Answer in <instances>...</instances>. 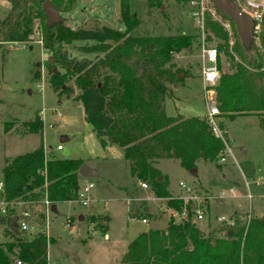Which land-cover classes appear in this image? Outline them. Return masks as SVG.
<instances>
[{"label":"rangeland","instance_id":"374dc122","mask_svg":"<svg viewBox=\"0 0 264 264\" xmlns=\"http://www.w3.org/2000/svg\"><path fill=\"white\" fill-rule=\"evenodd\" d=\"M71 1L73 8L64 12ZM233 1L247 12L261 14L254 44L255 50L264 58V0ZM198 3L192 6L190 2L183 4L165 0L161 8H151L147 0H132V13H136L140 21L132 36L183 35L193 38L191 47L174 53L166 66L173 74L179 75L175 84L167 85L166 113L170 117L214 119L224 132L221 138L224 149L211 162L199 160L196 165L199 174L195 178L177 160H161L157 168L167 177L170 190L179 194L177 198L187 196L180 192V181L194 187V195L203 203L206 215L205 220L194 224L206 238L225 239L230 229L246 227L251 220L264 217V115L230 118L220 116L217 110L210 116L211 105L217 106L216 86L219 80L214 87L204 84L203 50L218 51L216 68L219 79L224 73L234 72L235 64H241L242 60L232 48L234 45L229 43L227 47L211 32L208 23L216 22L222 28L223 24L229 23L233 42L241 43V40L235 26L229 19L222 18L211 0H198ZM58 6L65 25L73 30L95 23L120 31L125 29L120 18V0H62ZM202 8L204 26L192 16L193 11L202 12ZM10 9L8 0H0V21ZM36 28L31 42L9 43L3 46L4 52L0 54V182L3 181L2 169L6 160L28 154L42 144L47 148L48 158L83 159L90 170L99 174L89 178L94 188L88 207L78 201L63 203L53 213L44 201H40L29 205L16 203L7 208L4 193L0 191V215L5 219L17 217L20 229L25 223L28 238L36 233L49 238L52 241L49 244L52 264H120L129 243L140 233L168 226L170 211H160V202L152 199L154 195L150 186L146 192L137 186L121 148L112 146L103 150L91 124L85 120L84 107L79 100L81 91L75 87L74 81L65 82L64 88L72 90L69 95L60 94L52 87V71L55 69L58 74H65V71L60 66L52 67L48 62L52 56L43 48L39 23H36ZM92 43L77 41L68 45V56L94 59L96 55L82 51ZM210 65L209 62L206 64L207 67ZM36 73H40L39 79L35 78ZM208 90L214 93L210 95ZM37 118L44 125L42 135L30 133L24 127ZM62 137L69 140L63 141ZM59 145L63 146L62 151H57ZM221 155L226 156L224 164L219 163ZM95 208L107 211L111 220L110 240L103 236L106 221H90V210ZM151 208L154 213H149ZM82 213L87 219L80 224L78 216ZM93 217L97 219L100 214ZM219 217L227 221L220 222ZM142 218H148L149 223L143 224ZM174 220L176 224L181 223L180 219ZM232 220L234 225L230 223ZM88 222L94 226L93 230L88 229ZM7 229L6 221L0 224V243L9 240L5 235Z\"/></svg>","mask_w":264,"mask_h":264},{"label":"trees","instance_id":"16d2710c","mask_svg":"<svg viewBox=\"0 0 264 264\" xmlns=\"http://www.w3.org/2000/svg\"><path fill=\"white\" fill-rule=\"evenodd\" d=\"M8 1L11 9L0 21V54L9 43L31 42L39 23L43 48L53 58V62L50 59L48 62L65 71V74L52 71V87L69 95L72 90L64 85L73 80L81 91L79 100L85 120L91 124L101 147L121 148L133 178L146 182L155 198L167 201L168 209L178 213L187 210L179 224L171 218L166 229L140 233L129 244L120 264H264V217L251 220L246 227L230 229L225 239L206 238L193 223L191 203L174 198L168 191L166 176L154 166L161 159L179 160L181 167L190 172L197 168L199 160L211 162L224 149L208 120L170 117L166 113L167 85L179 79L166 66L174 53L191 47L192 36H132L140 26L137 14L131 10L132 0H120L124 31L98 23L73 30L65 25L64 19L48 26L43 7L48 0ZM50 1L60 12L58 5L62 0ZM164 1L147 0V4L161 8ZM174 1L189 4L198 0ZM72 8L71 1L64 12ZM229 21L234 27V22ZM208 24L211 32L228 47L227 31L216 22ZM77 41L93 42L82 51L93 53L94 59L68 56L66 47ZM232 48L242 63L235 64L234 72L222 74L217 83L218 113L230 118L264 115V58L255 50L254 42L249 49L243 47L242 41ZM39 77L40 73H36L35 78ZM24 127L30 133L43 134L44 125L38 118ZM82 165V159L48 158L44 144L28 154L6 160L2 173L7 208L16 203L48 201L53 206L76 202L83 179L79 174ZM14 218L0 215V224L5 221L8 224L5 235L9 239L0 243V264H15L17 259L25 264H49L48 247L52 241L41 233L28 238L18 222H13ZM99 220L108 221L101 216L90 218L95 223Z\"/></svg>","mask_w":264,"mask_h":264},{"label":"built area","instance_id":"2783aa9c","mask_svg":"<svg viewBox=\"0 0 264 264\" xmlns=\"http://www.w3.org/2000/svg\"><path fill=\"white\" fill-rule=\"evenodd\" d=\"M192 4V6H196L199 5L198 1H191L190 2ZM252 5V4H250ZM254 6V5H252ZM244 10V9H242ZM203 11L204 8H202V12H197V11H193L192 12V16L195 17L198 20V23L202 26H204V16H203ZM246 13H248L251 17H253L255 23L257 22V25H255V30L256 28H258L259 22L261 21L262 17L261 14L257 13V11L255 13H250L247 12L246 10H244ZM225 30L227 31L228 35L230 36V40L229 43L233 46L234 42H233V35H232V31L230 29V25L228 24H223ZM204 52V66H203V81L205 85H209L211 87H214L217 83V81L219 80V74H218V68H216V63L218 60V51L216 49H207V50H203ZM210 63V66H206L207 63ZM208 93L210 95H212L214 92L213 90H208ZM217 112L216 106L211 105L210 107V116H212V114H215ZM209 124L212 128V132L213 134H215L216 137L218 138H222L223 139V133L222 130H220V128L216 125L214 119H211L209 121ZM63 146L59 145L57 147V151H62ZM226 162V156L225 155H221L219 158V163L220 164H224ZM180 184V188L182 189V192L186 193L187 196H182L179 197L180 199H182L183 201H185V204L191 203L190 205V212L192 214L193 217V223L199 222V221H203L206 219V215H205V209L203 207V203L199 200L198 196L194 195L195 194V190L194 187H190L187 184H185L183 181L179 182ZM139 186L142 187V189H149V185L145 182H139ZM80 191L78 194V199L77 201L81 204H83L85 207H88L91 203V198H90V193L93 190V184L90 183L89 181H84L81 182L80 184ZM4 184L3 181L0 182V191L3 193L4 192ZM188 194H191L188 196ZM176 198V199H179ZM45 205H47L48 209L51 210L52 205H50V203L48 201H45ZM166 210L171 214V218L174 219H180V221L182 222L184 219V216L186 214V209L184 210L183 213H178L174 210H170L168 208H166ZM52 211V210H51ZM26 216L28 214H25ZM218 220L220 222H225L227 221L224 217H219ZM149 220L148 218L146 219H142V223L146 224L148 223ZM230 223L232 225H234V221H230ZM22 230H27L28 227L25 223H22ZM15 264H25L24 262L20 261V260H16ZM49 264H52L49 261Z\"/></svg>","mask_w":264,"mask_h":264},{"label":"water","instance_id":"95a60500","mask_svg":"<svg viewBox=\"0 0 264 264\" xmlns=\"http://www.w3.org/2000/svg\"><path fill=\"white\" fill-rule=\"evenodd\" d=\"M216 11L223 17L231 19L236 28V32L242 41L243 47L249 49L255 38V21L248 13H246L240 6L233 0H211ZM45 10L46 24L48 26L56 25L62 21L63 18L60 12L53 6L50 0L43 4ZM163 9V8H162ZM53 62V58L50 59ZM56 74V70L53 71ZM63 140V138H61ZM79 174L84 178H92L96 175V171L90 170L85 164L79 168ZM189 174L195 178L198 176V168H194ZM162 177L159 181H162ZM51 210L56 212V205H53ZM17 217L14 221H17Z\"/></svg>","mask_w":264,"mask_h":264},{"label":"crops","instance_id":"0c3cea01","mask_svg":"<svg viewBox=\"0 0 264 264\" xmlns=\"http://www.w3.org/2000/svg\"><path fill=\"white\" fill-rule=\"evenodd\" d=\"M177 86V85H176ZM175 86V87H176ZM178 86H179V84H178ZM63 138V141H68L69 139L68 138H66V137H62ZM113 145H111V146H108L107 148H105V149H103V150H107V149H111V147H112ZM45 150H46V153L45 154H47V148H45ZM83 160V159H82ZM161 160H165V159H161ZM161 160L160 161H157L155 164H154V166H155V168L156 169H158L157 167H158V165H159V163L161 162ZM84 161V160H83ZM177 161H179V160H177ZM129 163V162H128ZM180 163V162H179ZM84 164L87 166V163L84 161ZM129 166H130V164H129ZM160 170V169H159ZM161 171V170H160ZM163 173V172H162ZM99 174V172L98 171H96V175H98ZM198 174H199V170H198ZM95 175V176H96ZM163 175H164V173H163ZM94 176V177H95ZM165 176V175H164ZM133 178V177H132ZM167 178V177H166ZM133 179H135V178H133ZM89 181V178H84L83 177V179L81 180L82 182H84V181ZM168 180V179H167ZM135 181H136V183H137V186H139V180H137V179H135ZM90 182V181H89ZM179 186H180V184H178ZM170 186V185H169ZM141 189H142V187L141 186H139ZM181 189V188H180ZM148 189H142L141 191H143V192H146ZM168 191H169V193L174 197V198H177V196L179 195V194H175V193H173L171 190H170V187H168ZM180 192H182V189L180 190ZM130 195V194H129ZM153 197V196H152ZM148 198V197H147ZM150 198V197H149ZM152 199H154V200H158L159 202H160V204H159V206H160V211H162V209H164L165 211H167L166 210V208H167V201L165 200V199H157V198H155V197H153ZM64 203H72V202H64ZM21 204H24V203H21ZM24 205H26V204H24ZM59 205L60 204H58V205H56V212L58 211V208H59ZM163 206V207H162ZM147 210V208H144V211H146ZM91 211V213H90V218L91 217H93V215H97V214H100V216L101 215H104L103 217H105L108 221H106L107 222V227H106V231L105 232H103V236H105V239L106 240H110V236H109V230H110V222H111V220H110V218H109V216L107 215V211H106V209H104V211H102L101 209H98V208H95L94 210H90ZM89 211V212H90ZM56 212H53V213H56ZM149 213H154V209L153 208H151L150 210H149ZM86 219H87V217L85 216V214L84 213H82V214H80L79 216H78V221L80 222V224L82 223H85L86 222ZM143 219V218H142ZM149 223V222H148ZM88 229L90 228L91 230H93V225L90 223L89 224V222H88ZM165 228H167V224L165 225V227H163V229H165ZM163 229H154V230H163ZM8 241V240H7ZM82 241H84V240H82ZM131 243V242H130ZM129 243V244H130ZM129 246V245H128ZM48 255H49V247H48ZM49 261L51 262V258H50V255H49ZM52 263V262H51Z\"/></svg>","mask_w":264,"mask_h":264}]
</instances>
